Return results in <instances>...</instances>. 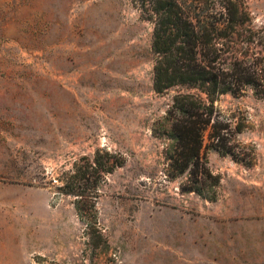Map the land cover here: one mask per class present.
Returning a JSON list of instances; mask_svg holds the SVG:
<instances>
[{
    "label": "rangeland",
    "instance_id": "1",
    "mask_svg": "<svg viewBox=\"0 0 264 264\" xmlns=\"http://www.w3.org/2000/svg\"><path fill=\"white\" fill-rule=\"evenodd\" d=\"M247 4L264 29V0ZM152 31L135 0H0V264H264V97L215 103L253 164L212 149L217 200L183 192L152 133L177 92L153 89ZM97 147L126 163L101 186L94 250L57 178Z\"/></svg>",
    "mask_w": 264,
    "mask_h": 264
},
{
    "label": "trees",
    "instance_id": "2",
    "mask_svg": "<svg viewBox=\"0 0 264 264\" xmlns=\"http://www.w3.org/2000/svg\"><path fill=\"white\" fill-rule=\"evenodd\" d=\"M143 19L153 25V89H177L166 115L152 133L168 140L165 158L171 178L184 177L183 192L217 200L222 176L210 166L216 150L246 165L236 149L243 125L233 126L216 106L223 94L248 89L264 97V29L253 24L247 0H135ZM126 163L125 156L97 147L63 170L58 191L74 197L94 250L109 247L98 221L97 202L107 176Z\"/></svg>",
    "mask_w": 264,
    "mask_h": 264
}]
</instances>
